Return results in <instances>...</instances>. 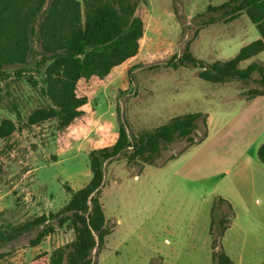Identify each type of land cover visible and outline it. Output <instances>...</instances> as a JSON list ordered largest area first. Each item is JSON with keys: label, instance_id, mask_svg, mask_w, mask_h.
<instances>
[{"label": "rangeland", "instance_id": "374dc122", "mask_svg": "<svg viewBox=\"0 0 264 264\" xmlns=\"http://www.w3.org/2000/svg\"><path fill=\"white\" fill-rule=\"evenodd\" d=\"M146 1L150 15L139 54L102 86L87 87L84 115L64 130L57 119L26 124L48 100L15 74L19 66L7 69L0 123L10 118L16 131L0 140V233L63 209L69 188H83L92 177L90 152L112 146L120 124L138 135L176 115L203 112L207 128L200 124L195 143L175 141L151 162L128 163L120 154L105 163L101 202L109 233L93 250V262L214 264L213 254L225 251L234 264H264V162L258 157L264 96L244 94L259 84L212 83L199 68L168 65L188 44L198 59L228 60L260 33L246 14L207 24V7L227 0ZM37 59L31 57L28 67ZM254 61L264 63V52L240 67ZM43 71L34 72L37 80ZM85 89L81 85L79 93ZM51 223L55 232L37 246L31 241L42 227L0 243V264H29L75 238L67 223Z\"/></svg>", "mask_w": 264, "mask_h": 264}, {"label": "trees", "instance_id": "16d2710c", "mask_svg": "<svg viewBox=\"0 0 264 264\" xmlns=\"http://www.w3.org/2000/svg\"><path fill=\"white\" fill-rule=\"evenodd\" d=\"M206 13L210 16L207 24L218 20L231 22L246 14L261 37L243 46L234 57L211 63L195 57L188 44L181 54L171 56L168 65L174 69L199 68V76L212 83L256 80L259 86L244 94L248 99L264 96V63L254 61L240 67L241 62L264 52V0H227L209 5ZM149 15L146 0H0V97L2 84L10 76L7 69L19 66L15 74L25 77L48 100L47 105L28 116L26 124L40 125L57 119L60 130L70 127L85 113L90 98L87 87L102 86L115 69L139 54ZM31 57L39 58L34 68L28 67ZM42 69L39 81L34 72L41 73ZM255 73L259 79H254ZM83 84L86 89L80 94ZM201 123L207 128L203 112L185 113L138 135H131L126 125L120 124L112 146L90 152L92 177L83 188H69L71 198L63 209L14 226L10 233H0V243L42 227L31 241L37 246L55 232L51 220L59 218V225L67 223L75 238L51 253L37 255L29 264H94L92 252L109 233L101 202L105 163L120 154L125 155L128 163L138 159L151 162L175 141L195 143ZM15 131L16 123L10 118L3 119L0 140ZM258 157L264 162V143L259 147ZM213 263L234 264V261L223 251L213 254Z\"/></svg>", "mask_w": 264, "mask_h": 264}]
</instances>
